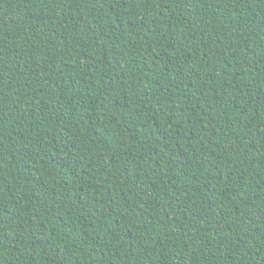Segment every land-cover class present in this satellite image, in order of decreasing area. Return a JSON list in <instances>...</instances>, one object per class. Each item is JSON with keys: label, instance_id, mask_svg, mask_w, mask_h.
<instances>
[{"label": "trees", "instance_id": "1", "mask_svg": "<svg viewBox=\"0 0 264 264\" xmlns=\"http://www.w3.org/2000/svg\"><path fill=\"white\" fill-rule=\"evenodd\" d=\"M0 264H264V0H0Z\"/></svg>", "mask_w": 264, "mask_h": 264}]
</instances>
